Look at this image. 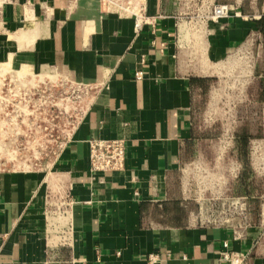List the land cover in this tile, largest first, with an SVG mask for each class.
<instances>
[{"label":"crops","instance_id":"1","mask_svg":"<svg viewBox=\"0 0 264 264\" xmlns=\"http://www.w3.org/2000/svg\"><path fill=\"white\" fill-rule=\"evenodd\" d=\"M223 3L229 16L209 20ZM146 11L152 22L136 32L132 17L104 11L99 0L4 7L0 63L97 90L50 175L0 171V264H148L151 254L155 264H226L223 241L248 264H264L263 232L197 220L182 173L212 159L199 149L207 137L197 134V110L210 103L212 78L233 70V51L264 33V0H146ZM90 137L123 139V169L91 170ZM219 169L233 190V172ZM244 170L240 197L261 205L264 190Z\"/></svg>","mask_w":264,"mask_h":264},{"label":"rangeland","instance_id":"2","mask_svg":"<svg viewBox=\"0 0 264 264\" xmlns=\"http://www.w3.org/2000/svg\"><path fill=\"white\" fill-rule=\"evenodd\" d=\"M211 87L210 108L199 105L196 131L207 137L199 149L212 159H195L183 168L185 193L197 220L250 223L264 240V196L258 199L261 205L247 207L239 185L245 168L239 147L245 141L251 162L246 172H254L249 182L256 191L264 190V33L249 35L233 51V70L213 77ZM88 99L54 75L0 63V170L49 169ZM218 163L233 172V190L230 182L222 185Z\"/></svg>","mask_w":264,"mask_h":264},{"label":"built area","instance_id":"3","mask_svg":"<svg viewBox=\"0 0 264 264\" xmlns=\"http://www.w3.org/2000/svg\"><path fill=\"white\" fill-rule=\"evenodd\" d=\"M16 0H0V32L5 28L4 7L8 4L14 3ZM104 11L117 14L121 17H132L134 21V30L138 32L144 23H150L151 17L146 11V0H99ZM231 8L229 4H215L210 8L206 17L212 21H218L229 16ZM143 71L137 70L135 77L140 79L143 77ZM20 78V77H19ZM23 78V77H22ZM67 81V80H66ZM69 82V81H68ZM71 83V82H70ZM77 89L89 97L87 103L84 105L82 115L78 120L76 126L73 128L65 144L72 139L78 126L80 125L85 113L87 112L92 98L96 94L97 86H91L81 83H71ZM64 144V146H65ZM88 145V163L93 171H120L124 167L125 161V144L120 138H99L90 137L87 140ZM55 161V159H54ZM53 161V163H54ZM49 169H35V171H47L50 175L52 173V165ZM5 171V170H0ZM12 171H28L25 169ZM238 238L239 233H235ZM223 250L221 251V259L226 264H248L247 255L242 251H232L229 249L228 241H223ZM157 255H149L148 264H155Z\"/></svg>","mask_w":264,"mask_h":264},{"label":"trees","instance_id":"4","mask_svg":"<svg viewBox=\"0 0 264 264\" xmlns=\"http://www.w3.org/2000/svg\"><path fill=\"white\" fill-rule=\"evenodd\" d=\"M263 20V16L262 17H260L258 20H257V23L259 22V21H262ZM260 28V27H259ZM263 27L261 26V29H262ZM245 145H246V143H245V141L242 143V144H240V147H239V151H240V155H241V161L243 162V164H244V166H245V170H244V172H245V174L243 175V177H245L244 179H248L249 178V172L247 173L246 172V170L248 169V151H247V149L245 148Z\"/></svg>","mask_w":264,"mask_h":264}]
</instances>
